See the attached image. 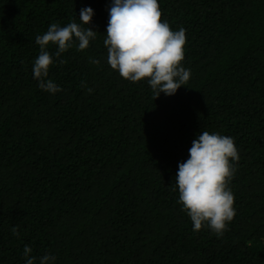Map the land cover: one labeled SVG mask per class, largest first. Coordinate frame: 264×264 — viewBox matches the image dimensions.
Returning <instances> with one entry per match:
<instances>
[{
	"label": "trees",
	"instance_id": "obj_1",
	"mask_svg": "<svg viewBox=\"0 0 264 264\" xmlns=\"http://www.w3.org/2000/svg\"><path fill=\"white\" fill-rule=\"evenodd\" d=\"M111 3L0 0V264H26V245L35 264H264V0H158L185 29L191 76L157 98L107 63ZM88 7L96 38L53 57L46 79L62 91L42 90L36 36ZM203 130L240 157L222 237L194 231L173 191Z\"/></svg>",
	"mask_w": 264,
	"mask_h": 264
},
{
	"label": "clouds",
	"instance_id": "obj_2",
	"mask_svg": "<svg viewBox=\"0 0 264 264\" xmlns=\"http://www.w3.org/2000/svg\"><path fill=\"white\" fill-rule=\"evenodd\" d=\"M108 13L104 46L111 69L131 82L147 78L155 98L162 92L172 96L187 84L191 71L182 66L187 39L185 29L173 31L168 22L162 20L158 0H112ZM93 15L92 8H83L79 14L81 23L73 21L63 27L52 23L44 34L36 36L40 51L34 60L33 77L42 90L52 94L62 91L52 80L46 79L54 63L53 57L59 60L75 42L79 51L89 47L97 35L89 27ZM50 44L57 46L54 54L48 51ZM90 62L99 63L95 59ZM239 158L234 138L230 136L203 130L193 140L189 158L178 165L173 191L178 189V203L190 217L194 231L207 227L217 237H222L228 223L234 219L235 198L228 184L236 172L232 162ZM13 234L18 235L15 227ZM23 251L26 264H35L36 257L30 255L32 248L26 245ZM55 259L45 254L40 257V264H54Z\"/></svg>",
	"mask_w": 264,
	"mask_h": 264
}]
</instances>
